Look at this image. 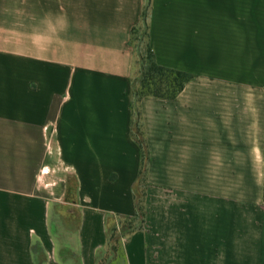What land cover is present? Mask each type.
Wrapping results in <instances>:
<instances>
[{
  "label": "crops",
  "instance_id": "obj_1",
  "mask_svg": "<svg viewBox=\"0 0 264 264\" xmlns=\"http://www.w3.org/2000/svg\"><path fill=\"white\" fill-rule=\"evenodd\" d=\"M144 2L0 0V264H100L135 215ZM150 44L195 77L140 101L146 227L111 264H264V0H151Z\"/></svg>",
  "mask_w": 264,
  "mask_h": 264
},
{
  "label": "trees",
  "instance_id": "obj_2",
  "mask_svg": "<svg viewBox=\"0 0 264 264\" xmlns=\"http://www.w3.org/2000/svg\"><path fill=\"white\" fill-rule=\"evenodd\" d=\"M150 14L151 0H145L141 20L132 28L130 35V44L135 54L138 53L140 55L141 65V74L137 82L134 80L132 86L133 137L142 152L138 190L134 192L136 213L133 217H116V225L108 230V249L105 260L109 261V263L120 255L122 245L119 246V243L122 244L123 240H127L132 233L144 229L146 222L145 199L146 188L148 187L147 165L149 151L144 138L140 101L146 96L174 99L185 88L186 84L195 77L190 72L162 66L156 62L155 54L150 44ZM143 47L145 48L144 53L142 52ZM120 229H123V231Z\"/></svg>",
  "mask_w": 264,
  "mask_h": 264
},
{
  "label": "rangeland",
  "instance_id": "obj_3",
  "mask_svg": "<svg viewBox=\"0 0 264 264\" xmlns=\"http://www.w3.org/2000/svg\"><path fill=\"white\" fill-rule=\"evenodd\" d=\"M142 52L144 53L145 52V48L143 47L142 48ZM140 74H141V65H140V55L138 54V53H136L135 54V64H134V80L137 82V80H138V78H139V76H140ZM140 135V134H139ZM141 138H143V137H141ZM147 168H148V165H147ZM148 188V187H147ZM146 188V189H147ZM138 190V189H137ZM148 191V190H147ZM138 194H139V191H138ZM146 198H147V193H146ZM145 206H146V214H147V199H145ZM201 213V212H200ZM203 214H200V216L197 214V215H195V214H193L192 212H189L188 213V219H190L191 220V218L192 219H194V220H200V218H204V211L202 212ZM146 227V222H145V224H144V228ZM150 229V228H149ZM120 230H122L123 231V229H120ZM125 241H126V239H125ZM123 242H124V240H123ZM120 245H122V244H120L119 243V246ZM181 249V248H180ZM183 249V248H182ZM175 255H176V252H175ZM176 257V256H175ZM112 262H110L109 263V261H106L105 260V257L102 259V262H101V264H111Z\"/></svg>",
  "mask_w": 264,
  "mask_h": 264
}]
</instances>
